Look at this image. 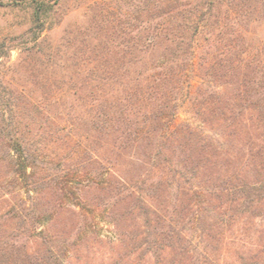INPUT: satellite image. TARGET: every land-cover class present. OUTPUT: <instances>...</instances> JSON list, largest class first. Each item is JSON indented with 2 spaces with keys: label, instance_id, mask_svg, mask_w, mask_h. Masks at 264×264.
<instances>
[{
  "label": "trees",
  "instance_id": "1",
  "mask_svg": "<svg viewBox=\"0 0 264 264\" xmlns=\"http://www.w3.org/2000/svg\"><path fill=\"white\" fill-rule=\"evenodd\" d=\"M59 1L0 0V9L28 3L31 37L25 39L23 52L29 65L37 63L30 69L36 78L32 92L0 75V163L15 176L6 182L0 179V200L11 194L9 187L18 188L22 179L38 195L52 192L55 201L51 210L39 195L28 205L22 202L0 212V264H59L68 254L65 242L37 227L53 217L49 210L55 211L63 201L71 202L69 186L78 173L70 176L75 171L46 165L39 170L37 164L43 146L76 144L71 133L78 128L94 133V147L84 150L89 159L79 174L104 188L114 200L103 211H115L120 203L127 214L140 211L139 217L145 218L142 235L118 238L130 244L131 254L144 248L143 257L151 252L159 260L178 248L190 257L191 264H225L232 246L236 260L230 264H264V239L250 248L224 241L235 216L227 211L257 209L256 203L264 200V145L259 137V143L249 138L248 147L235 153L218 139L217 132L207 129L213 124L227 129L222 136L240 139L248 127L264 128V96L260 97L264 73L259 77V72L252 71L254 80L244 74L230 99L228 117L177 121L181 102L186 101L187 64L194 56L196 38L223 0H144L143 17L127 22L97 4L90 7L94 11L91 25L68 43V57L52 49L39 55L45 45L42 36L47 18ZM3 49L0 45V58L7 54ZM138 56L142 57L141 70L135 67ZM209 104L194 101L192 105L205 109ZM107 145L111 148L106 154L103 148ZM132 150L147 168L136 181L123 178L115 164ZM252 168L256 175L248 182L244 172ZM77 200L84 211H96ZM201 206L226 211L207 232L211 243L203 255L202 248L194 247L178 227L188 214L199 221L198 213L192 212ZM113 264H120L119 260Z\"/></svg>",
  "mask_w": 264,
  "mask_h": 264
},
{
  "label": "rangeland",
  "instance_id": "2",
  "mask_svg": "<svg viewBox=\"0 0 264 264\" xmlns=\"http://www.w3.org/2000/svg\"><path fill=\"white\" fill-rule=\"evenodd\" d=\"M5 1L9 2V0ZM143 1L60 0L59 5L55 6L52 11V16L47 18L46 30L42 36L45 45L43 48L41 47L42 52L39 55L52 49L56 52L60 51L61 55L68 57L70 55L68 43L91 25L94 12L91 13V6L100 4L119 17H125L123 21L127 22L131 19L140 20L143 17L141 13ZM223 3L219 11L215 12L214 17H211L210 24L201 30L196 38L194 56L187 64L186 101L181 102L178 122L195 123L194 118L200 116L208 120L228 117L230 115L228 109L231 103L230 99L240 88L245 78L244 74L249 75L255 71L259 72V77H261L264 73V0H236L233 4H230V0H223ZM31 27L27 2H22L17 7L0 9V45H4L3 53H7L3 58H0V75L16 87H27L28 92H32L36 79L32 77L33 73L30 69L35 64L37 65L36 61L29 65L31 61L26 60V54L23 52L25 39L31 37L29 36ZM33 45L28 47H33ZM1 51L0 53H2ZM141 60L142 57L136 58L135 67L137 70L142 69ZM36 70L34 73H39ZM249 79L254 80V75L251 74ZM261 93L260 97H263L264 89L261 90ZM260 97L256 99L259 100ZM194 101H205L211 104L205 109H200L192 105ZM254 128L248 127L240 139H231L225 137L224 133L223 136L220 134L223 131L222 127L213 124L207 125L208 131L210 133L217 132L218 139L225 143L227 149H231L235 153L248 147L246 144L249 138L254 139V143L261 141L264 145V128L260 130ZM226 130L224 129L223 132ZM72 132L73 136H71L75 138L76 144L60 143L43 146L37 164L39 170L46 165L55 170L75 171L70 173V176H73L76 171L78 173L75 175L76 177L71 178L72 182L69 186L73 194L71 202L63 201L60 207L54 209L55 211H51L53 206H50L55 203L53 193L45 191L41 195L39 194L42 196V203L51 208L48 215H51V212L54 215L37 229L60 239V242L63 241L69 246L68 254L59 259V264H113L117 260L120 264H158L160 261H162L161 264H191L190 257L183 254L182 250L178 248L174 251H167L163 255V259L158 260L151 252L143 257L144 248L141 249L142 251L138 250L139 252L131 254L130 248H128L130 244H127V241L122 244V241L118 240L122 234L123 237L125 235V238L142 235L146 231L144 228L145 218L139 217L140 211H131V215L127 214L125 206L120 203L115 206V211H103L102 207L114 205V200L104 188L96 183L92 184L90 180L83 178V174H79L83 173L84 168L81 166L88 158V155L85 157L84 150L88 149L87 147H94V133L80 128ZM69 133L70 131L63 132L60 138H65ZM85 136L87 138L81 140ZM257 137H259V142L256 141ZM109 148L111 146L107 145L103 151L107 154ZM134 156L138 157V154L135 155L132 150L124 154L118 161L115 160V164L123 178L136 181L146 173L147 168ZM244 174L246 181L253 182L256 175L253 168L245 171ZM11 177H15L11 169L0 163V179L6 182ZM9 188L12 191L11 194H8L5 200H0V212L8 211L12 206L18 207V204L21 205L22 202H26L28 205L39 196L31 184L28 186V182L22 179L21 182H18V188L14 190L13 187ZM77 198H80L86 205L94 207L96 211H84L76 205L79 202ZM256 204L257 209L241 208L242 211H227L235 216L232 227L229 226L230 230L226 235L225 242L250 248L264 239V200ZM158 212L173 213V211ZM196 212L199 215V221H196L197 217L194 220L192 215L188 214V219L179 222L178 227L191 238L194 247L202 248V252L203 249L208 250L207 246L211 243L209 236L206 235L207 232L211 226L218 223L219 215L226 211L217 212L210 210V206H201L198 211H193L192 214ZM113 213L125 216L116 218ZM85 214L87 218L84 221ZM155 221L151 222L152 225ZM174 225L177 224L174 223ZM229 247L228 258L223 260L225 264L236 260L232 255L235 251L234 247ZM201 254L203 255V252Z\"/></svg>",
  "mask_w": 264,
  "mask_h": 264
}]
</instances>
